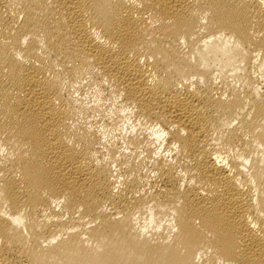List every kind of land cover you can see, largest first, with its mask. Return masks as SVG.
<instances>
[{"label":"bare ground","instance_id":"bare-ground-1","mask_svg":"<svg viewBox=\"0 0 264 264\" xmlns=\"http://www.w3.org/2000/svg\"><path fill=\"white\" fill-rule=\"evenodd\" d=\"M0 264H264V0H0Z\"/></svg>","mask_w":264,"mask_h":264},{"label":"rangeland","instance_id":"rangeland-1","mask_svg":"<svg viewBox=\"0 0 264 264\" xmlns=\"http://www.w3.org/2000/svg\"><path fill=\"white\" fill-rule=\"evenodd\" d=\"M91 92V91H90ZM89 91L87 92V98H89V100H91V98L90 97H94V96H92V92L90 93Z\"/></svg>","mask_w":264,"mask_h":264}]
</instances>
